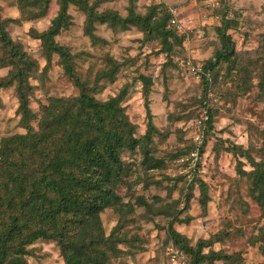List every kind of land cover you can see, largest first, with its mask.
<instances>
[{
  "label": "rangeland",
  "instance_id": "obj_1",
  "mask_svg": "<svg viewBox=\"0 0 264 264\" xmlns=\"http://www.w3.org/2000/svg\"><path fill=\"white\" fill-rule=\"evenodd\" d=\"M95 1L91 0L92 3ZM219 1V11H227L235 24L229 33L235 44L236 58L233 64L224 62L215 72L217 78L212 82L208 98L214 109L213 129L207 130L204 136L203 128L196 121L204 112L200 75L203 65L213 59L217 48L222 46L214 30L221 25L217 17L219 11L215 8L218 1L213 6L209 0H135L136 11L142 15L151 7L160 5H165L171 13L177 11L176 19L181 28H177L179 40L173 50L164 48L160 40H152L136 28L115 32L107 25H97V35L102 41L93 45L84 35L86 15L73 6L69 9L73 25L57 37L61 45L81 55L77 58V70L83 80L95 82L97 74L106 68L108 58L120 64L116 80L113 83L101 82V91L96 97L107 101L126 88L123 105L131 122L138 127V138L145 134L148 123L144 85L140 77L150 78L152 82L150 108L160 134L150 145V151L159 158H166L167 164L163 169L151 172L148 189L144 184H133L135 174L128 180L125 177V182L117 186L116 193L126 203V208L116 213L107 208L101 214L106 236L119 221H124L120 234L138 239L136 249L129 244H118L128 254L113 259L111 264H170L172 242L167 235L168 220L147 212L137 204L134 196L143 197L150 204L156 201L158 207L172 201L181 202L182 188L194 179L193 173L208 185L210 201L207 212L202 211L199 185L195 184L190 210L181 214L182 218L189 217L190 223H176L175 230L185 234L192 245L202 238L227 233L224 241L214 245V249H222L235 256V261L215 264H264L253 245L264 220L251 199L250 182L237 175L236 159L226 151L233 145L245 148L253 145L258 150L264 143V93L260 90L264 74V49L260 46L264 36V0ZM130 3L131 0L106 1L100 4L98 11L112 10L125 17ZM41 7V2L28 8L19 5L18 0H0L2 18L21 21L9 27L11 38L38 64V70L30 81L35 87L31 109L38 116L50 98L74 99L79 95L77 87L58 65L57 57L45 70L47 61L42 55L41 42L34 38L32 32L46 30L58 14L59 5L53 0L44 18L24 20L25 16L38 12ZM8 72L9 68L0 69V77ZM1 99L0 141L5 136L25 134L26 130L19 126L16 114L18 101L14 89L1 90ZM171 113H174V122L168 120ZM32 126L33 132L38 131L37 120ZM180 151L183 155L178 158L176 155ZM253 154L257 160L263 156L257 151ZM136 155L126 154L124 159L134 163L140 171L142 157ZM246 170H250L249 166ZM184 205L182 201L180 209ZM30 248L33 255L28 257L29 264H65L58 245L53 241H38Z\"/></svg>",
  "mask_w": 264,
  "mask_h": 264
},
{
  "label": "trees",
  "instance_id": "obj_2",
  "mask_svg": "<svg viewBox=\"0 0 264 264\" xmlns=\"http://www.w3.org/2000/svg\"><path fill=\"white\" fill-rule=\"evenodd\" d=\"M52 1L18 0V4L32 8L41 2L38 12L24 17V20H36L48 14ZM55 1L59 11L51 25L42 32L33 31L32 35L41 42L42 55L47 61L45 70L57 57L58 65L77 87L79 95L74 99L50 98L39 116L31 109L35 87L30 82L38 64L10 36L9 27L21 21L3 19L0 8V69L9 68L8 74L0 77V107L3 105L1 90L13 88L18 101L16 114L19 126L26 130L25 134L5 136L0 141V264H29L28 257L33 255L30 247L42 240L58 245L65 264H111L113 259L128 254L118 244H129L136 249L138 239L120 234L124 221H119L111 234L106 236L101 214L107 208H112L115 213L126 208V203L116 193L117 186L125 182V177L128 180L135 174L133 184H144L148 189L151 172L163 169L167 164L166 158H159L150 151V145L160 134L150 108L152 82L150 78L140 77L144 85L148 123L145 134L138 138V127L131 122L123 105L126 88L107 101L96 97L101 91V82L113 83L116 80L120 64L108 58L106 68L97 74L95 82L83 80L77 70V58L81 55L61 45L57 37L74 23L69 13L72 6L86 15L84 35L90 38L93 45L102 41L97 35V25H107L115 32L136 28L150 39L160 40L163 47L169 50H173L178 43V30L176 26H171L173 14L165 5L151 7L142 15L136 11L135 0H131L127 15L123 17L112 10L98 11L101 3L112 0L93 3L91 0ZM217 1L215 8L219 11L221 2ZM217 17L221 25L214 30L222 46L217 48L214 58L203 65L200 75L204 96L201 102L207 119L200 117L196 121L203 128V135L213 129L214 109L208 98L212 82L217 78L215 72L224 62L233 64L236 58L235 44L229 33L235 26L234 21L227 11H219ZM260 46L264 49V36ZM260 90L264 93V74ZM36 120L38 131L33 132L32 124ZM168 120H176L174 113L168 116ZM226 151L236 159L237 175L250 182L251 199L264 220V143L258 150L253 145L248 148L233 145ZM256 151L263 154L259 160L253 154ZM182 153L177 152L176 157L179 158ZM126 154L141 155L140 171L134 163L124 159ZM246 166L250 170H246ZM192 175L194 179L182 188L183 209H180L182 201L158 207L155 200L156 204H150L136 195L137 204L147 212L168 220L167 235L171 246L187 255L188 264L234 262L235 256L222 249H214V245L224 241L227 233L202 238L192 245L185 234L174 228L176 223H190L189 217L182 218L181 214L189 209L195 184L199 185L202 211L207 212L210 201L208 185L194 173ZM258 230L259 237L253 245L257 247L258 256L264 260V223Z\"/></svg>",
  "mask_w": 264,
  "mask_h": 264
},
{
  "label": "built area",
  "instance_id": "obj_3",
  "mask_svg": "<svg viewBox=\"0 0 264 264\" xmlns=\"http://www.w3.org/2000/svg\"><path fill=\"white\" fill-rule=\"evenodd\" d=\"M209 3L214 6L217 3V1L216 0H209ZM172 13H173V18L171 19L170 24H171V26H176L179 30L181 28V24L176 19V17H178L177 11L174 10V11H172ZM202 119H204V120L207 119L206 111L203 112ZM169 258H170V264H188L187 255L175 247H172L170 249Z\"/></svg>",
  "mask_w": 264,
  "mask_h": 264
}]
</instances>
